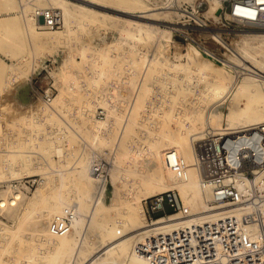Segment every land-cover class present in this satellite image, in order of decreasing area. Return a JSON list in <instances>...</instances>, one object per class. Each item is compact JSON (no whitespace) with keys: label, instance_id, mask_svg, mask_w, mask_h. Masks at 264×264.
Segmentation results:
<instances>
[{"label":"bare ground","instance_id":"1","mask_svg":"<svg viewBox=\"0 0 264 264\" xmlns=\"http://www.w3.org/2000/svg\"><path fill=\"white\" fill-rule=\"evenodd\" d=\"M76 1L83 4L79 7L80 9L77 15L70 9L71 5L68 3V0H55V2L63 7L62 14L59 10L57 11L60 13L63 26L67 27V30L57 37L54 35L40 36L38 32L32 29L33 25L40 24L38 20L40 19V13L44 10H48H39L35 14V9H41L38 7L35 8L32 11V15L35 18H33V16L28 18L30 28L29 30H27V28L25 29V31H27V40L30 42V39L45 38L44 42L52 45L53 48L57 50L61 47H67V45H63L59 40H61V38L62 40H67L69 32H71L68 31V28L72 26L74 22H79L76 20H84V22L89 21L98 24L97 21H101L104 18L102 15H96L99 13L89 10L87 7L94 6L97 10H104L106 7L103 3H105L106 0ZM116 2L118 5L120 4L119 6L123 4L125 6L124 9H127L124 11L118 10L117 12L130 18L131 21H118L121 26L120 33L122 32L124 37L122 38L121 35L110 45L115 44L118 40L132 42L131 44L133 45L129 48L130 54L128 55V59L129 62H131V54L135 52L134 57L136 60L135 62H131V64L135 65L132 71L134 72L133 75L135 73L136 75L132 77V75L129 76L128 74V76H125L126 78L123 79L118 76L120 78V80H118L119 78L114 79L116 77L115 72L117 71L104 72L102 68H90L87 70L91 79V83L88 86L83 87L81 83L76 80L75 82L68 80V82L64 84L63 90L60 89L61 86L59 87V93L65 91L71 96L81 95L84 98L85 102L78 111L86 115V125H88L91 132L88 141L98 149H100V146L108 145L113 141L112 150H114V152L111 151L114 153L111 155L113 169L110 173L109 164L108 169L106 166V170L108 178L111 176L110 179L113 180L114 177L119 176L118 180L115 182L116 184L113 183V185L110 186V189L106 190L107 187L105 185L100 187L104 191H102L103 193L99 198L93 201L90 218L88 219L87 217V223L84 222L81 217L79 218L77 213L70 231L62 236H55L52 235L48 229L49 221L52 219H50L51 215L55 213V216L59 215L68 207H74L76 209L77 207L81 208L91 197L93 182H97L92 167V162H94L96 156L93 154L91 158V156L88 157L89 154L87 157H83L72 164L74 176H77L79 180L73 182L74 187L70 190L76 195L74 201L76 206L72 205V201L64 197L61 193L66 185V177L61 172L58 173L59 185L57 194L50 197L51 199L49 200H43L36 209L34 208L35 210L29 213L28 217H33L32 220L23 222L24 224L21 223L18 229H16L17 232H15L16 230L13 232L6 227L0 226V235L2 236V239H0V264H2V259L11 243L14 240H19L25 232L30 233L31 236L28 238L30 244L22 250L23 257L21 264H82L79 263V256L82 255V250L89 244L90 236L96 230L98 231L99 237H104L103 242L105 243L104 245H98L99 247L83 264H108L111 257L116 255L122 258L121 264H147L144 260L135 256L133 250L137 244H140L148 236L159 232H168L189 224L203 223L210 219L219 218L224 214L220 210L225 207L216 208L211 211L206 209L205 203L206 199H208L207 194H210V199L213 201V192L210 185L205 183L202 185V177L195 164L192 144L203 140V135L208 129H212L214 132L226 131L227 133L223 135L231 136L228 138L225 148L228 151L234 152L237 149L236 145L238 141L250 136V133L257 130V127L264 126V35H248L247 40L236 45L237 51L242 55L240 56L242 57V61H244V59H252L254 62H257L256 65L259 68L250 70L249 67L241 64L242 70L248 71V75L241 79L240 83L236 85L231 83L232 79L230 80L229 75L226 73L224 74L221 67L211 64L205 65L206 63L200 62L199 58L201 55L199 51L193 47H189L185 55V65H173L166 60L160 62L162 65H166L165 67H167V69L169 68L172 72H185L186 76L182 80L175 82L171 79L166 83L167 87L161 82H157L155 86H149L147 85V81L150 76L152 77V68H155L157 66L156 64L159 62H156L155 56L149 58L146 55L147 53L145 54V52L142 51L143 49L139 50V44L143 41L144 43L145 41H150L155 34L159 33L158 28L155 26L156 24L154 25L155 27L153 26V23H158V19L156 18L160 16L167 17L170 14L176 13L168 12L167 9L163 7L157 9L163 10L162 12L149 14L143 0H116ZM11 5L12 0H0V11L11 9ZM189 6L193 7L194 4ZM198 6L204 9V15L207 18H213L217 21L219 18L218 11L220 10L219 2L215 0H200ZM129 9H140L141 11L139 15H133L129 13ZM20 10L23 12V9ZM184 10L185 8L182 10L183 17L187 15ZM188 16L190 17V15ZM115 20L110 19V21ZM132 20L136 22L141 21L145 24L139 25L138 23H132ZM25 22L27 25V21ZM77 24L79 25V23ZM10 25V22L0 23V33L2 34L6 30V27ZM160 34H162L163 40L166 38V41L158 45V53L168 47L167 43L170 39V33L162 32ZM164 35L166 36L165 38L163 37ZM215 37L218 38V36ZM137 49L138 51L136 52L135 50ZM91 50L92 48L90 47H84L77 52L80 56L81 63L85 62V52ZM69 52H71V50ZM66 53L67 51H65L64 56ZM105 55L106 54L102 53L96 56L104 59L106 57ZM72 56H70V58H63L61 69H59L60 72L57 73V75L69 72V67L76 63ZM234 56L235 59L232 60L240 63L237 60L239 54L235 52ZM256 59L258 60L256 61ZM3 65L6 66L5 64ZM132 65H130L131 68ZM4 66L0 67V72L5 71ZM7 67L8 66H6V68ZM155 71L157 72V70ZM115 80H118L119 83H116ZM224 93L225 96L230 94L232 98L238 97L237 108L234 111H230L225 119L221 113L214 112L215 108H212V103L221 101L224 98V96L222 97ZM65 95L56 97L53 101V106H61L62 110L66 109ZM168 100L177 103L175 107L180 104L183 107L182 111L179 113L175 107H171L172 109L168 112L169 115L165 117L162 116L157 126H150L152 122L147 124V121L141 118L139 109L143 104L152 101V104H154L153 108H159L158 110L164 112L168 108L163 109L166 103H162ZM51 101L52 99L48 103H43L49 106ZM97 103L100 105L99 108L102 107L105 111L104 119L102 120H98L94 117L96 110L94 107ZM240 103H242L241 106ZM49 110L50 115L47 116L50 119L52 116H56L57 118L64 116L63 114L61 115L64 111H59V114L54 107H50ZM245 110H247V112ZM44 112L42 111V113ZM177 114L181 116L180 121L177 125L171 126L170 123L172 118H175ZM115 118L119 119L118 123L115 121ZM222 121L226 129L221 128ZM156 127L158 131L154 134H158L160 139L153 137V140L150 141V136ZM208 127L216 128L213 129ZM205 128L207 129L203 131ZM139 129H144V135L147 134V136H144L147 137L144 142L140 140L139 142H136L137 140L132 141L134 134H136ZM138 133L141 132L138 131ZM215 136H217V134ZM138 137H136V139ZM172 151L177 154L184 164L185 174L182 178H178L170 172L166 162V153ZM56 152L60 153L61 148H56ZM257 173L258 172L255 174L257 175ZM230 181L234 182L235 186L242 192H245L244 187L248 186L251 191H257L258 193L264 192V171L259 173V175L254 178L253 182H249V184H247L244 179L230 178L228 176L225 178L224 183L227 184L230 183ZM40 182L44 183V179L41 178ZM125 185H127V188L123 190ZM123 192H125L126 195L122 198L121 194ZM165 192H172L176 195L177 203L182 207V211L169 215L167 218L161 217L157 220H152V224H147L143 215L144 211H142V197L146 200L156 194ZM118 196L121 200L120 204L116 203ZM20 198L21 196L17 191L12 192L9 198L2 197L0 199V211L16 206ZM39 198V192H34L30 199V204L35 207ZM132 203H134V206ZM244 208H246V206L241 204L231 208L227 213L239 215L244 211ZM107 210H111L110 212L113 215L121 213V217L112 220L102 218V214ZM183 214L185 215L183 216ZM99 241L101 242V240ZM76 249L77 253H74Z\"/></svg>","mask_w":264,"mask_h":264},{"label":"rangeland","instance_id":"2","mask_svg":"<svg viewBox=\"0 0 264 264\" xmlns=\"http://www.w3.org/2000/svg\"><path fill=\"white\" fill-rule=\"evenodd\" d=\"M143 2L146 6V10L149 11V14L162 12L163 10L157 9L163 7H165L168 12L176 13L170 14L167 17L160 16L156 18L158 19V23H153V26L156 24L155 26L158 28L159 33L153 36V40L145 41L146 44L144 41L139 44V50L143 49L142 51L145 52V54L147 53L146 55L149 58L155 56L156 62H159L156 64L157 66L155 65V68H152L153 74L152 77H149L147 85L155 86L157 82H161L167 87L166 83L171 79L175 82L182 80L186 76L185 72H172L169 68L167 69V67H165L166 65H162L160 62L166 60L173 65H185V55L186 52H188L189 47H193L199 51L201 55L199 58L200 62L206 63L205 65L211 64L221 67L224 74L226 73L229 75L230 80L232 79L231 83L235 85L240 83L241 79L248 75V71L242 70L241 64L246 65L250 70L254 68L259 69L256 65L257 62H254L252 59H244V61H242V57H240L242 55L237 51L236 45L247 40L248 35H264V31H259L257 33L248 30L235 31L236 28L233 26L229 27L228 31L226 28L222 27V21L218 23L213 18H207L204 15V9L197 17L198 19H189L182 16V10L186 6L193 4L198 5L200 0H143ZM68 3L71 5L70 9L75 15L78 14L79 7L83 5L76 0H68ZM103 5L106 7L104 10H97L94 6L87 7V9L99 13L96 15L104 16L101 21H97L98 24L89 21L84 22V20H76L79 21L77 22L79 25L75 22L73 24L74 26L71 24L72 26L68 28V31L71 32H69L67 40H62V38L59 40L63 45H67V47H61L57 50L56 48L54 49L52 45L46 44L44 42L45 38L30 39L29 42L26 37L27 31H25L26 28L29 30L30 26L28 18L33 16L32 11L37 7L41 9H35V14L39 10L51 8L59 10L62 14L63 7L55 2V0H12L11 9L0 11V23H11L9 27H6V30L2 34L0 33V58L11 64L10 67L8 66L6 68V66L3 65L4 63H0V67L4 66L5 68V71L0 72V199L2 197L9 198L10 194L14 191H17L21 196L17 201L16 206L0 211V226L6 227L13 232L18 229L21 223L24 224L23 222H29L33 219V217H28L29 213L35 210L43 200H49L51 199L50 197L57 194L59 185L58 173L60 172L66 177V185L61 193L64 197H67L72 201V205L76 206V203H74L76 195L73 191H70L74 187L73 182L78 180L77 176H74L72 167V164L75 163V161L87 157L89 154L88 157L91 156L92 158L94 154V156H96L94 160H98L101 164H105L107 169L110 164V173L113 169L111 156L114 154L112 153L114 152V150H112L113 141L108 145L100 146V149L88 141L91 132L88 125H86V115L78 111L85 102L84 98L81 95L71 96L65 91L59 93L60 89L63 90V86L68 80L74 82L76 80L81 83L83 87L88 86L91 83V79L87 70L90 68H102L104 72L113 70V72L117 71L118 74L115 72L116 77L114 79L119 78L118 76H120V78L122 77L121 79L126 78L128 74L129 76L132 75V77L136 75V73L133 75L134 72L132 71V69L135 68V65L131 64V62H135L136 60L134 57L135 52L131 54V62H129L128 59V55L130 54L129 48L133 45L131 44L132 42L118 40L115 44L110 45L121 35L122 38L124 37L123 33H120L121 26L118 21H131V19L121 15L120 12L117 11H124L127 9H124L125 6L123 4L119 6L120 4L118 5L116 0H106ZM20 9H23V12H21L22 10ZM128 11L130 14L139 15L141 10L129 9ZM202 17L204 18L202 21L205 22L206 26L204 27L203 25H200L201 27H198L197 25ZM33 18L35 17L33 16ZM110 19H116L117 21H110ZM38 20L40 24L33 25L32 29L38 32L40 36L54 35L57 37L59 34H62V32L67 30V27H64L63 23L59 30H47L43 27L42 19L40 18ZM25 21H27V25ZM132 23H138L139 25L145 24L144 22H136L134 20H132ZM162 32L170 33V39L167 43L168 47L158 53V45L166 41V36H163L165 38V40H163L162 34H160ZM215 36H218L219 39ZM84 47H90L92 50L85 52V62L81 63L80 56L77 52ZM135 47L136 46L134 45V48ZM103 48L105 49L102 50ZM203 49L212 53L214 57H207L203 53ZM70 50L71 52H69ZM65 51H67V53L64 56ZM135 51L137 52L138 49ZM235 52L239 54L237 60L240 63L232 60L235 59ZM102 53L106 54L104 59L98 57ZM70 56L73 57V60L76 63L73 62L75 64L69 67L68 73L57 75V73L60 72L59 69H61L63 58H70ZM257 60L258 59H256V61ZM130 65H132V68ZM235 65L239 67H236ZM155 70H157V72ZM8 77L9 79L15 78V82H8ZM120 78L118 80H120ZM118 80H115L116 83H119ZM15 86L16 88H14ZM49 88L53 89V98L48 106L44 104L41 98H38L34 92L37 93L40 90H46ZM59 95H65V105L67 108L64 110H62L61 106H53V101ZM223 96L224 98L221 101L212 103V108H215L214 112L221 113L225 119L230 111H234L237 108L238 97L232 98L230 97V94L225 96V93L222 97ZM162 104H164V106L162 105L164 107H162L163 109L168 108L164 112L158 110L159 108H153L154 104H152V101L143 104L139 109L141 118H143L144 121H147V124L152 122L150 126H157L162 119V116H168L169 110L172 109L171 107L174 108L177 103L168 100ZM241 105L242 103H240V106ZM50 107H54L55 110L57 109L59 114V111L65 112L66 110V112L61 113V115H64L61 118L52 116L50 119L47 116L50 115ZM99 107L100 105L98 103L95 104L94 108L96 110L94 117L98 120H102L104 119L105 111L102 107ZM175 108L179 113L183 109L180 104ZM42 111L45 112L42 113ZM245 111L247 112V110ZM180 117V114H177L175 118H172L170 125H177L180 121ZM115 121L118 123L119 119L115 118ZM224 127L225 124L222 121L221 128ZM208 128L215 129L216 127ZM206 129L207 128L203 129V131ZM138 131L141 133H138ZM138 131L136 132V134L138 133L137 135L134 134L132 141L137 140L136 142H139L140 140L144 142L145 138H147L144 136H147V134L144 135V129H139ZM157 131L158 129L156 127L150 136V141L153 140V137L160 139L158 134H154ZM136 137L139 139H136ZM58 147L61 148L60 153L56 152V148ZM263 171L258 172L255 178ZM118 177H114L113 180L110 179L111 176L108 178L106 170V190L110 189V186L113 185V183L116 184L115 182H117ZM41 178L44 179V183L40 182ZM125 188H127V185L123 187V190ZM102 191L104 190L99 187L97 182H93L91 197L81 208L77 207V210L79 209L77 211L78 217H81L84 222L87 223V217L88 219L90 218L89 216L91 214L93 201L101 196L103 193ZM34 192H39L40 195L35 207L30 204V199ZM260 194H264V192L262 191ZM124 195H126L125 192L121 194V197H125ZM207 195L208 199H206L205 203L206 208L208 206L207 204L211 202L210 194L208 193ZM144 200V197H142L141 205L142 211H144L143 215L145 222L148 224L150 218H152V220L161 218L162 216L160 215L150 217L146 214L143 203ZM120 202L121 200L118 196L116 203L120 204ZM175 204L177 209L176 213H180L182 207L178 205L177 200L175 201ZM132 205L134 206V203H132ZM110 211L111 210L105 211L102 214V218L112 220L121 217V213L113 215ZM55 214H52L50 219L55 216ZM184 215L185 214H183V216ZM15 232H17V230ZM98 235V231L96 230L90 236L89 244L82 250V255L80 254L81 256H79V263H85L89 259V256L99 247L98 245H104V237H99ZM30 236V233L25 232L19 240H14L9 249L5 252L6 254L2 259V264H21L23 257L22 250L30 244V241L28 240ZM0 239H2L1 235ZM74 253H77V249L74 250ZM121 261L122 258L116 255L111 257L108 264H121Z\"/></svg>","mask_w":264,"mask_h":264},{"label":"built area","instance_id":"3","mask_svg":"<svg viewBox=\"0 0 264 264\" xmlns=\"http://www.w3.org/2000/svg\"><path fill=\"white\" fill-rule=\"evenodd\" d=\"M215 1L220 4L217 22L222 21V27L228 31L231 26L236 28L235 31H264V0ZM184 11L187 14L185 17L198 19L203 8L198 5L186 6ZM40 18L47 30H59L61 27L57 10H44ZM202 20L203 17L198 27L206 26ZM203 53L207 57H214L204 49ZM34 94L48 103L53 98V89L40 90ZM225 133L208 129L203 140L192 144L202 185H210L213 192V201L207 204L206 209L211 211L226 207L220 210L224 214L203 223L148 236L133 250L135 256L147 264H264V194L251 191L249 186L244 187L245 192H242L234 182L224 183L228 176L244 179L249 184L253 182L255 173L264 169V126L257 127L250 136L238 141L234 152L225 148L231 136L223 135ZM165 159L170 172L182 178L185 167L177 154L168 152ZM92 167L99 187L105 185V164L94 160ZM175 201L172 192H165L143 203L148 216L167 218L177 212ZM241 204L246 208L239 215L227 213L232 207ZM77 213L76 208L68 207L61 214L53 216L48 225L49 232L55 236L68 233ZM148 224H152V218Z\"/></svg>","mask_w":264,"mask_h":264},{"label":"crops","instance_id":"4","mask_svg":"<svg viewBox=\"0 0 264 264\" xmlns=\"http://www.w3.org/2000/svg\"><path fill=\"white\" fill-rule=\"evenodd\" d=\"M6 20H8V19H6ZM0 63H4L6 66H11V64L9 63V62H6L5 60H2L1 58H0ZM14 77V76H13ZM8 82L9 81H14L15 82V78H13V79H9V77H8V80H7ZM14 88H16V86L14 87ZM14 88H13V90H14ZM12 90V91H13ZM1 96V95H0Z\"/></svg>","mask_w":264,"mask_h":264}]
</instances>
